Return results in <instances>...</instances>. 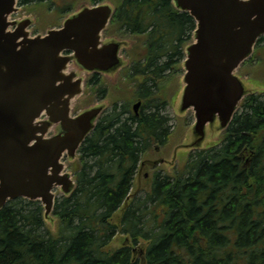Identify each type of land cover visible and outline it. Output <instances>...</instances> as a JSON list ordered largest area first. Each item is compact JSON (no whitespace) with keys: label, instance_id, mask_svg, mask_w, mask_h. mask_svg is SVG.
<instances>
[{"label":"trees","instance_id":"1","mask_svg":"<svg viewBox=\"0 0 264 264\" xmlns=\"http://www.w3.org/2000/svg\"><path fill=\"white\" fill-rule=\"evenodd\" d=\"M118 3L110 30L137 38L140 49L124 73L132 85L117 84L126 93H116L79 149L78 186L57 200L56 234L41 230L39 201L17 198L0 210V264H140L127 238L147 241L145 264H264V90L245 98L219 144L190 153L174 174L156 173L121 210L139 162L171 137L159 89L165 72L180 66L196 23L172 0ZM109 92L100 86V98ZM141 98L136 114L132 103ZM118 233L123 243L112 247Z\"/></svg>","mask_w":264,"mask_h":264},{"label":"water","instance_id":"2","mask_svg":"<svg viewBox=\"0 0 264 264\" xmlns=\"http://www.w3.org/2000/svg\"><path fill=\"white\" fill-rule=\"evenodd\" d=\"M172 1L196 22L174 102L179 116L193 111L195 121L171 155L160 160L169 170L186 153L219 142L244 98L264 90L239 72L264 35V0ZM17 3L0 0V210L19 197L41 200L44 218L55 229L56 188L66 196L75 191L77 182L67 168L110 103L102 100L76 113L77 97L92 72L116 81L130 63L122 51L134 40L104 38L116 11L111 0L84 1L61 27L36 35L27 29L35 22L32 15L10 20L20 10ZM141 104H134L137 113Z\"/></svg>","mask_w":264,"mask_h":264},{"label":"rangeland","instance_id":"3","mask_svg":"<svg viewBox=\"0 0 264 264\" xmlns=\"http://www.w3.org/2000/svg\"><path fill=\"white\" fill-rule=\"evenodd\" d=\"M83 0H46L43 2H39V1H34V2H30L29 4L25 5L24 3L21 2V5L24 6L22 7V11L19 12L18 14H15L16 17H20L23 15H36L39 16L40 21L39 23L36 22V24H34L32 26L33 28V33H38L40 31H46V29L49 26H61L63 18L71 11L73 10L76 5H78V3H80ZM113 1H117L118 0H113ZM20 5V3H19ZM131 37V36H130ZM137 44V43H136ZM264 41L261 42L260 45H263ZM136 46V45H135ZM139 48L136 49L134 51L133 55L138 56V52H139ZM131 56V55H130ZM133 58V56H131ZM179 58V57H178ZM180 66L179 67H175L174 69H169L165 72L166 78L164 79V81H166V83L163 85L162 88L159 89V93L162 97H165V99H168V103L165 105H161L163 113L165 115H168L170 117V121L169 124L171 125V130H172V134L171 137L169 138V141L166 145H164L162 147V149H160V151L162 152L161 156H168L171 153V150L173 148V146L180 141L181 137L183 136L185 130L188 128V126L194 122L195 117L193 112H190L188 115H184L182 117L178 116L176 114V111L174 109V105L171 102V98L175 95V93L178 91L179 89V77L184 73V68H182L181 66V62L178 63ZM177 65V63H176ZM125 70V69H124ZM124 70L121 76V80L119 82L120 86H124L127 89H130V86L132 85V82L129 81L128 78L125 77L124 74ZM240 73L243 74L244 76H248V77H259L261 79H263V81H257L255 79L250 78L252 81H254L256 84H260L261 86H264V50L260 49L258 51V54H255V57H251L248 61H246L241 68L239 69ZM172 76H174L172 78ZM89 79L92 80L93 82H91L92 84L87 85V89L86 92L81 95L78 98V103L77 106L78 107H84L89 103L92 102H98L100 101L102 98H100V94H99V88L101 85H106L108 88H110V90L113 91V93H110V96H108V98H110L113 102L116 101V93L117 94H125L126 91L125 90H121L119 88H113L112 85L111 86V82L109 83L107 81L106 78H95L94 75H90ZM89 80V81H90ZM154 90H158L157 88H154ZM120 101H124L125 99L123 98V96L120 95V98L118 99ZM133 104V103H132ZM111 107L108 109L110 110ZM158 152L154 150L151 154V156L149 157H158ZM184 162H180L177 164V166L173 165L171 168H175L174 169V173L175 171L179 170V168L182 166ZM70 169H72L75 172V175L77 176V173L75 171V169H73L72 165L69 166ZM151 172V176H153V173L155 172H165L168 173L167 169L163 166V165H159L153 169L148 168ZM173 173V174H174ZM172 174V173H170ZM137 185V180H135L134 183V188ZM149 187V183H147L145 181V179H143L142 181V187H141V191L138 192L137 196H143L146 192V190ZM58 194L60 197H63V193L60 192V190L57 188ZM40 204L42 205L41 201H39L37 203V205ZM116 219V217H115ZM49 228V226L45 223L44 226L41 227L42 231H46V228ZM125 234L123 233H118L116 235V237L113 239L112 241V247H119L122 244V238L124 237ZM144 243H147L146 240L144 239H140V242L137 243L136 246L137 248H139L140 245H143ZM137 259L139 260V263L141 264V256L139 254H137Z\"/></svg>","mask_w":264,"mask_h":264},{"label":"flooded vegetation","instance_id":"4","mask_svg":"<svg viewBox=\"0 0 264 264\" xmlns=\"http://www.w3.org/2000/svg\"><path fill=\"white\" fill-rule=\"evenodd\" d=\"M22 3H24L25 5H27V4H29L30 2H34V1H36V0H28V1H26V0H20ZM100 1H102V0H91V3L92 4H94V5H96V4H98ZM24 5V6H25ZM23 6V7H24ZM24 16V15H23ZM37 17V20H36V22L37 23H39V21H40V18H39V16H36ZM34 19V18H33ZM35 22V23H36ZM32 30H33V28H32ZM109 32L107 31L106 32V34H108ZM94 75V77L95 78H101V77H103V78H105L103 75H101V74H98V73H95V74H93ZM108 79V78H107ZM155 145H158V144H155ZM150 160V162H148L149 164H157V163H155V160L154 159H149ZM158 165V164H157ZM142 170H136V173H135V176H136V178L138 179V177H139V174H140V172H141ZM134 176V177H135Z\"/></svg>","mask_w":264,"mask_h":264}]
</instances>
